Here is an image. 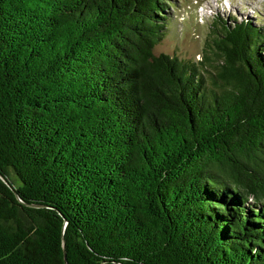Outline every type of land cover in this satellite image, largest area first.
Instances as JSON below:
<instances>
[{"label":"trees","instance_id":"trees-1","mask_svg":"<svg viewBox=\"0 0 264 264\" xmlns=\"http://www.w3.org/2000/svg\"><path fill=\"white\" fill-rule=\"evenodd\" d=\"M172 6L0 0V264H264V26Z\"/></svg>","mask_w":264,"mask_h":264},{"label":"rangeland","instance_id":"rangeland-1","mask_svg":"<svg viewBox=\"0 0 264 264\" xmlns=\"http://www.w3.org/2000/svg\"><path fill=\"white\" fill-rule=\"evenodd\" d=\"M171 28L157 52L201 59L214 20H250L264 26V0H173ZM221 24V23H219Z\"/></svg>","mask_w":264,"mask_h":264},{"label":"water","instance_id":"water-1","mask_svg":"<svg viewBox=\"0 0 264 264\" xmlns=\"http://www.w3.org/2000/svg\"><path fill=\"white\" fill-rule=\"evenodd\" d=\"M0 177L2 178V176L0 175ZM18 195V194H17Z\"/></svg>","mask_w":264,"mask_h":264}]
</instances>
